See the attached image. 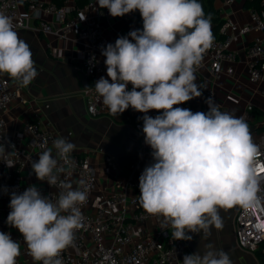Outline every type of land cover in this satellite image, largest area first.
<instances>
[{"label":"clouds","instance_id":"1","mask_svg":"<svg viewBox=\"0 0 264 264\" xmlns=\"http://www.w3.org/2000/svg\"><path fill=\"white\" fill-rule=\"evenodd\" d=\"M97 3L114 18L138 10L143 20L142 30L130 31L102 49L111 82L104 77L95 82L111 114L120 115L129 107L145 113L142 131L155 163L139 177L140 202L149 214L163 217L174 229L175 240H191L188 233H203L206 239L213 225L221 226L219 208L261 199L260 182L251 167L256 147L246 121L220 111L211 98L205 101L207 112L178 107L202 96L194 73L213 42L210 19L199 0ZM32 57L12 18L0 13V74L29 85L38 75ZM150 110L160 114L153 118L147 115ZM75 147L63 138L54 141L57 155L66 163ZM9 148L15 146L0 142V161L11 168L15 165L8 159ZM57 165L51 150L31 162L38 180L59 189L55 199L43 196L35 185L11 193L6 223L18 229L37 264H62L60 254L73 244L82 223L79 206L87 200V193L70 181L58 183ZM20 255V242L0 231V264H17ZM182 264L233 262L228 252L207 243L202 254L185 255Z\"/></svg>","mask_w":264,"mask_h":264},{"label":"built area","instance_id":"2","mask_svg":"<svg viewBox=\"0 0 264 264\" xmlns=\"http://www.w3.org/2000/svg\"><path fill=\"white\" fill-rule=\"evenodd\" d=\"M215 1L223 20V38L213 39L194 74L200 80L204 102L211 98L220 111L242 117L250 129L256 147L251 167L260 182L261 199L247 206L239 204L235 238L237 246L246 252H264V0ZM0 13L12 18L15 30H32L63 40L73 37L79 44L80 69L96 80L105 75L109 82L102 49L114 44L118 37L128 36L130 31L143 29L138 10L114 18L106 8H99L97 0H64L62 5L54 0H0ZM104 20L113 22V32L103 28ZM131 88L129 84L128 90ZM83 96L90 116L136 117L134 130L142 153L153 157L142 131L145 113L129 107L120 115L111 114L96 93L95 84L86 88ZM20 103L33 104L26 96L25 86L9 77L0 78V142L9 141L15 146L8 149L12 152L8 159L15 166L9 168L0 161V231L20 242L17 264L37 262L18 229L6 223L11 193L27 189L25 177L31 176L32 185L43 196L55 199L59 194L58 188L38 180L31 169V162L45 150H51L58 160L59 171L54 170L58 183L70 181L74 188L87 193L86 202L79 206L81 227L75 230L73 244L60 254L62 264H182L185 255L193 254L186 240L173 238L174 229L163 217L143 208L134 173L136 165L121 166L103 148L84 155L72 151L66 163L54 148V141L60 138L42 126L36 111L29 114L22 130L10 135L8 115ZM205 105L208 108L206 102ZM178 107L189 109L186 102ZM159 114L155 110L154 115Z\"/></svg>","mask_w":264,"mask_h":264},{"label":"crops","instance_id":"3","mask_svg":"<svg viewBox=\"0 0 264 264\" xmlns=\"http://www.w3.org/2000/svg\"><path fill=\"white\" fill-rule=\"evenodd\" d=\"M217 9V2L214 1ZM113 22L104 20L103 28L108 32ZM20 38L31 47L35 68L38 75L25 86L26 96L33 104H18L8 115L10 135L22 130L29 114L38 112V121L44 128L52 129L59 138L66 139L76 147L73 150L84 155L89 150L105 149L112 154L123 167L136 165L135 177H139L147 166L155 163L154 158L144 155L141 150L140 138L134 130L136 117L124 115L119 119L108 116H90L83 96L84 90L97 81L84 74L80 69L79 44L74 38L67 40L46 37L32 30H16ZM8 77L0 74V78ZM100 76L97 79L99 80ZM196 77V76H195ZM195 82L200 88V80ZM201 91V89H200ZM50 107L46 108L45 105ZM192 112H207L208 108L202 96L186 102ZM155 110L147 115L155 118ZM31 176L25 177V184L32 185ZM239 204L231 208H219L221 226H212L211 235L202 239L203 233H188L191 240H186L192 253L203 252L207 243H212L217 250L228 252L233 264H260L256 253L246 252L236 244L235 218ZM23 264H32L24 261Z\"/></svg>","mask_w":264,"mask_h":264},{"label":"trees","instance_id":"4","mask_svg":"<svg viewBox=\"0 0 264 264\" xmlns=\"http://www.w3.org/2000/svg\"><path fill=\"white\" fill-rule=\"evenodd\" d=\"M56 4L62 5L64 0H54ZM85 0H82V2ZM215 0H199L203 7L205 18H209L211 22V32L213 39L220 40L222 35L220 33L221 27L223 25V20L214 5ZM256 255L260 261V264H264V252L258 251Z\"/></svg>","mask_w":264,"mask_h":264}]
</instances>
